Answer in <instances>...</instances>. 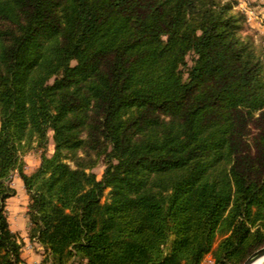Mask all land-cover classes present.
<instances>
[{
  "label": "trees",
  "instance_id": "trees-1",
  "mask_svg": "<svg viewBox=\"0 0 264 264\" xmlns=\"http://www.w3.org/2000/svg\"><path fill=\"white\" fill-rule=\"evenodd\" d=\"M232 8L0 0V264H26L14 171L40 264H242L264 245V52Z\"/></svg>",
  "mask_w": 264,
  "mask_h": 264
},
{
  "label": "rangeland",
  "instance_id": "rangeland-1",
  "mask_svg": "<svg viewBox=\"0 0 264 264\" xmlns=\"http://www.w3.org/2000/svg\"><path fill=\"white\" fill-rule=\"evenodd\" d=\"M222 1H227L232 5L233 13L243 15L244 20L242 22L243 28L240 31L241 36L243 38L249 39L257 50H263L264 52V0H222ZM51 135L52 132L49 131L48 132L49 140L47 143V150H46L47 155H51L54 150ZM41 151H42V147H39L34 142L32 146L24 148V150L21 152V157L24 161V171L26 173L32 172L39 165ZM104 168H105L104 161L100 159L98 160L97 164L92 168V172L95 173L98 179H100L102 177ZM13 175H15L17 179H20L16 171H14L12 176ZM12 176L9 177L8 179L10 185L12 182ZM20 181L22 180L20 179ZM107 191L108 189L105 191L102 200H104L105 197L107 196ZM27 199H28V195H27ZM222 236L223 234L220 231H218L212 249H214L217 246ZM37 252L42 255V250ZM202 262L203 264H214V258L212 253L211 252L207 253L204 256Z\"/></svg>",
  "mask_w": 264,
  "mask_h": 264
},
{
  "label": "crops",
  "instance_id": "crops-1",
  "mask_svg": "<svg viewBox=\"0 0 264 264\" xmlns=\"http://www.w3.org/2000/svg\"><path fill=\"white\" fill-rule=\"evenodd\" d=\"M15 175L12 176L11 186L16 190V194L7 200L8 219L12 231L17 232L23 240L21 255L26 264H40L42 255L37 251L42 250L36 243L30 242L28 238L29 220L26 215L28 199L24 185ZM37 250V251H35ZM200 264H203L201 262Z\"/></svg>",
  "mask_w": 264,
  "mask_h": 264
},
{
  "label": "water",
  "instance_id": "water-1",
  "mask_svg": "<svg viewBox=\"0 0 264 264\" xmlns=\"http://www.w3.org/2000/svg\"><path fill=\"white\" fill-rule=\"evenodd\" d=\"M264 256V246L259 247L255 251H253L245 260L242 264H251L258 258Z\"/></svg>",
  "mask_w": 264,
  "mask_h": 264
},
{
  "label": "bare ground",
  "instance_id": "bare-ground-1",
  "mask_svg": "<svg viewBox=\"0 0 264 264\" xmlns=\"http://www.w3.org/2000/svg\"><path fill=\"white\" fill-rule=\"evenodd\" d=\"M263 262H264V256L258 258L257 260H255L251 264H263Z\"/></svg>",
  "mask_w": 264,
  "mask_h": 264
}]
</instances>
